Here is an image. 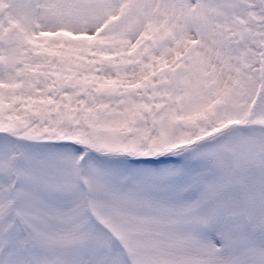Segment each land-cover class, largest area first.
Returning a JSON list of instances; mask_svg holds the SVG:
<instances>
[{
	"label": "snow or ice",
	"instance_id": "snow-or-ice-1",
	"mask_svg": "<svg viewBox=\"0 0 264 264\" xmlns=\"http://www.w3.org/2000/svg\"><path fill=\"white\" fill-rule=\"evenodd\" d=\"M0 264H264V0H0Z\"/></svg>",
	"mask_w": 264,
	"mask_h": 264
}]
</instances>
